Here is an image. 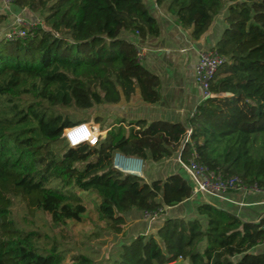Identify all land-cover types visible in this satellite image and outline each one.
<instances>
[{"label":"trees","instance_id":"obj_1","mask_svg":"<svg viewBox=\"0 0 264 264\" xmlns=\"http://www.w3.org/2000/svg\"><path fill=\"white\" fill-rule=\"evenodd\" d=\"M167 2L196 40L227 9V27L215 47L226 62L211 90L231 96L204 100L187 126L137 120L129 131L118 127L101 135L97 146L72 148L64 130L88 121L74 122L56 107H108L138 92L145 103L160 101L158 77L122 37L157 36L159 23L145 0H13L44 26L22 40L0 38V264H66L70 256V264H95L89 249L73 254L46 231L17 226L9 215L11 198L31 216L48 214L63 225L83 222L87 212L74 191L95 195L104 232L120 235L125 213L174 207L192 196L185 172L147 183L116 170V152L160 162L176 153L188 160L195 148L208 169L264 188V0H156L158 6ZM6 20L0 14V25ZM189 128L192 143L180 149ZM197 212L194 219L167 218L155 233L122 241L107 264H264V250H254L264 248V218L246 222L210 204L198 205Z\"/></svg>","mask_w":264,"mask_h":264},{"label":"crops","instance_id":"obj_2","mask_svg":"<svg viewBox=\"0 0 264 264\" xmlns=\"http://www.w3.org/2000/svg\"><path fill=\"white\" fill-rule=\"evenodd\" d=\"M145 2L159 23V35L141 38L137 33L123 32L122 37L144 49L140 62L149 72L158 77L161 99L156 104H148L143 102L138 92L129 101L123 100L120 104L106 108L101 106L93 108L95 117L93 116V120L89 123L102 134L118 127L129 131L132 128L129 123L137 120L187 126L189 118L204 101L195 69L200 52L215 49L227 27L225 20L227 9H224L215 18L209 30L199 40H196L192 36V31L180 26L176 17L168 12V2L162 6H158L156 0H145ZM0 14L7 16V20L0 25V29L3 27L2 36L16 16L32 19L38 15L27 8L20 9L14 4L7 6L2 0H0ZM103 110L106 112L104 115L106 122L101 128L99 120H94V118L100 117L99 113ZM145 161L149 163L148 173L151 177L147 179L143 172L142 178L147 183L184 173L180 167L179 153L160 162H155L151 158ZM184 175L190 181L188 175L186 173ZM201 204L220 207L246 222L257 223L264 217V196L262 194L243 191H231L222 197L200 194L191 196L177 206L166 207L164 214L151 223L143 220L141 211L125 213L128 224L124 233L119 236L123 237V242H128L139 235L155 233L163 220L167 218L194 219L198 217L197 207ZM254 250L260 252L264 248L260 245ZM175 264L183 263L178 261Z\"/></svg>","mask_w":264,"mask_h":264},{"label":"built area","instance_id":"obj_3","mask_svg":"<svg viewBox=\"0 0 264 264\" xmlns=\"http://www.w3.org/2000/svg\"><path fill=\"white\" fill-rule=\"evenodd\" d=\"M2 2L7 6L13 4V0H2ZM39 26H44V21L39 15L34 16L32 19L16 16L4 32L3 37L8 41L22 40L27 38ZM136 48L138 57L141 59L144 55V49L140 46H136ZM225 62L226 59L215 49L200 52L195 70L196 79L202 90L204 100L213 97L211 83L216 72ZM191 133L192 129L186 131L185 137L181 140L180 149H183L187 143H192ZM101 135L102 132L97 131L89 123H79L66 128L62 137L70 147L76 148L82 144H88L92 147L97 146ZM197 159L198 154L195 148L191 149V156L188 160H183L179 153L181 170L188 175L193 185V197L200 194L222 197L231 191L255 192L264 196V188L260 187L258 183L248 185L241 177L236 175L225 177L220 172L208 169L199 163ZM144 165V160L125 156L120 152H116L113 158V167L116 170L139 177L143 175ZM164 212L165 208L155 211H145L143 213V220L150 223L154 222ZM262 244H264V241Z\"/></svg>","mask_w":264,"mask_h":264},{"label":"rangeland","instance_id":"obj_4","mask_svg":"<svg viewBox=\"0 0 264 264\" xmlns=\"http://www.w3.org/2000/svg\"><path fill=\"white\" fill-rule=\"evenodd\" d=\"M2 28L3 27L0 29V38L2 37ZM241 107L246 113H250L245 104H241ZM55 110L65 116H68L74 122L86 120L89 123L93 120V116L95 117L93 114L94 110L92 109L80 110L75 107L70 109L56 107ZM231 111L232 110H228V113H231ZM105 114L106 112L103 110V112L99 113V115H101L100 117L94 118V120L99 119L101 128L104 127L106 122L104 119ZM252 121H255V119ZM144 163V176L147 179H151L148 173L149 163L145 160ZM73 198L76 202L82 203L87 208V212L84 214V221L81 223L68 221L66 224L57 225L52 222V219L48 214L42 213L34 214L39 216L37 219L31 216L32 214L26 205L16 198H11L12 205L10 207V219H12L19 227L25 229L38 228L39 230L48 232L51 240L56 241L65 250H72L73 254H76L81 250L85 251L89 249L90 251L96 253L95 264H107L109 262L110 254L116 251V248L122 242L123 237L114 235L110 232H104L103 227L105 226V222L101 219V215L99 214V203L95 195L86 194L76 190L73 192ZM25 218H27L26 221ZM33 221H35V223ZM70 263L71 256L66 261V264ZM182 263L186 264L185 262Z\"/></svg>","mask_w":264,"mask_h":264},{"label":"water","instance_id":"obj_5","mask_svg":"<svg viewBox=\"0 0 264 264\" xmlns=\"http://www.w3.org/2000/svg\"><path fill=\"white\" fill-rule=\"evenodd\" d=\"M227 96H231V94L230 93H220V94H217V95L216 94L213 95V97H227ZM135 176H137V175H135Z\"/></svg>","mask_w":264,"mask_h":264}]
</instances>
